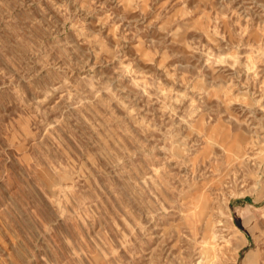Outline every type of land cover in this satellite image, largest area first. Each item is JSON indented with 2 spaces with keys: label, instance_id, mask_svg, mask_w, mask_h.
Here are the masks:
<instances>
[{
  "label": "rangeland",
  "instance_id": "obj_1",
  "mask_svg": "<svg viewBox=\"0 0 264 264\" xmlns=\"http://www.w3.org/2000/svg\"><path fill=\"white\" fill-rule=\"evenodd\" d=\"M0 264H264V0H0Z\"/></svg>",
  "mask_w": 264,
  "mask_h": 264
},
{
  "label": "bare ground",
  "instance_id": "obj_2",
  "mask_svg": "<svg viewBox=\"0 0 264 264\" xmlns=\"http://www.w3.org/2000/svg\"><path fill=\"white\" fill-rule=\"evenodd\" d=\"M234 248H235V246H234ZM250 259H252V257H251V256H249V257H248V260H250Z\"/></svg>",
  "mask_w": 264,
  "mask_h": 264
}]
</instances>
